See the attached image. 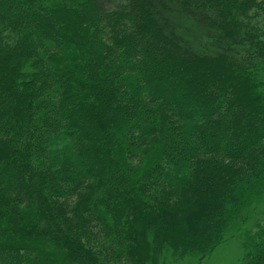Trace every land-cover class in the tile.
Here are the masks:
<instances>
[{
	"label": "trees",
	"instance_id": "1",
	"mask_svg": "<svg viewBox=\"0 0 264 264\" xmlns=\"http://www.w3.org/2000/svg\"><path fill=\"white\" fill-rule=\"evenodd\" d=\"M263 18L0 0V264H264Z\"/></svg>",
	"mask_w": 264,
	"mask_h": 264
},
{
	"label": "rangeland",
	"instance_id": "2",
	"mask_svg": "<svg viewBox=\"0 0 264 264\" xmlns=\"http://www.w3.org/2000/svg\"><path fill=\"white\" fill-rule=\"evenodd\" d=\"M264 22V18H263ZM235 237H229L212 256L208 257L207 264H235L241 255V247ZM192 264V263H191Z\"/></svg>",
	"mask_w": 264,
	"mask_h": 264
}]
</instances>
